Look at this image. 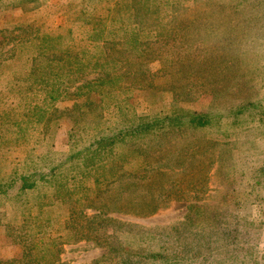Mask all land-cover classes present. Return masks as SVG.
<instances>
[{
  "label": "rangeland",
  "instance_id": "rangeland-1",
  "mask_svg": "<svg viewBox=\"0 0 264 264\" xmlns=\"http://www.w3.org/2000/svg\"><path fill=\"white\" fill-rule=\"evenodd\" d=\"M126 48L137 55L130 59L135 75L119 80L126 93L112 94L113 101L126 97V107L118 111L105 96L102 123L96 109L79 111V102L98 94L78 86L97 77V61L124 66L118 52ZM189 51L190 61L170 63ZM192 57L212 65L210 83L183 94L164 69L184 66L197 79ZM29 65L33 102L48 122L43 129L36 113L25 117L27 139L11 146L8 161L28 157L22 164L39 167L50 153L43 167L57 168L44 187L22 193L14 184L8 195L18 207H0V219L32 227L40 264H264V0H0L4 100L1 83L13 71L23 81ZM150 78L154 87L146 85ZM236 105L243 109L235 113ZM173 107L216 117L152 141L146 171L131 153L123 161L97 157L95 170L81 155L78 162L68 156L77 127L87 140L120 123L119 112L161 115ZM195 180H202L198 190ZM3 228L0 258H19V244Z\"/></svg>",
  "mask_w": 264,
  "mask_h": 264
},
{
  "label": "trees",
  "instance_id": "trees-1",
  "mask_svg": "<svg viewBox=\"0 0 264 264\" xmlns=\"http://www.w3.org/2000/svg\"><path fill=\"white\" fill-rule=\"evenodd\" d=\"M169 34L172 36V33ZM138 47L139 45L138 46L135 45L134 50H136ZM181 47L184 48L188 47V42L186 43V41L184 40L183 43H181ZM126 50L128 49L127 48L125 49V53L124 51L120 52L122 51L121 49H119L118 52L120 56L123 55L122 58L123 60H125L124 66L114 65L112 68L110 67L108 68L106 66V63H104V61H97L96 63V67L98 68L97 77H95V79L92 82L90 81L87 82L86 84L84 83L79 84L78 86L79 89H81V87L84 86L87 87L88 92L93 90L95 91V93L99 95V97L97 95V98L95 99H88L87 101H83L84 102V103L82 102L83 104L79 102L78 104L79 111L82 108H88L89 111H93L96 109L98 112V118L103 123L105 122L104 110L106 109V105L103 102V98L105 96H111L110 101H112L113 106L116 107L118 111L119 108L122 109V107H126L122 104L123 102L122 100H124L126 97L120 98V100L117 101H113V96H112V94L114 95L116 94L115 88L116 89L120 88L118 89L119 91H117V93L119 92L126 93L128 87L125 86L123 83L122 85H120L119 80H124V78L130 79L132 76L135 75L132 72H130V69H132V63L130 62V59L132 60V58H134V56L137 57V55L135 53H132L133 55L129 53L130 54L129 55L126 52ZM10 53H13V49H11ZM191 54L192 53L190 51L186 52L185 54L182 53L179 57H175L171 59L170 63H172L173 65L175 64L174 63L175 61H177L178 63L180 62L184 63L186 61L188 62L190 61L189 55ZM3 57L6 58L7 55H4ZM166 59L167 60L169 59L168 55H165L163 57V60ZM192 59L193 61H195L194 67L196 73L194 74L195 76H197V79L199 81H197V79L191 78L193 72L185 73L184 66L182 68L181 66L176 65L175 68L177 67L178 70L176 69L174 71L170 70V68L167 66H165V69L163 68L168 74L171 75V79H174L176 81V83H171L173 88L179 90L183 94L192 92V89L195 85H198L199 87H203L210 83L207 74L212 69V65L210 67L209 66L201 67L198 66V62L195 57L194 58L192 57ZM125 66L126 69L123 68ZM121 68L123 69L121 70ZM25 69L26 72L22 74V76L25 77L23 81H21V79L18 80L19 75H21V73L18 75V71H13L10 74L12 75V77L10 79L8 78L5 81V83H1L4 90H6L7 92L5 100L4 98H2V96H0V207L2 209H5L4 206H6V204L11 207H18V205L14 203L15 201H12V199L8 195L9 189L13 187L14 184L19 183L18 186L21 190L20 192L22 193H27L29 190L36 189L38 186L44 187V185H47V181H49L47 179L48 174L55 167L57 168V164L55 163L53 166L47 165L43 167L44 163H46L45 162L46 156L51 155L50 153L46 154L43 157V162L39 164L40 165L39 167H43L42 169H40L37 166H33V164L32 165L22 164L23 161L28 157L25 158L24 160L22 159L23 161L21 160L22 163L20 165L11 164L8 161L9 160L8 153L11 146L14 147L15 144L23 138L27 139L28 133L26 130V125L29 123V121L25 117H28L32 113H36L39 116L38 120L41 121V125H42L41 128L43 129L46 128L48 122V119L45 118V116L41 113V109L36 106L37 103L33 102L34 98L32 96V93L35 90L33 88L34 87L33 82L31 83L32 80H30L29 82L30 79L29 76H31L32 73L36 71L32 69L30 65L25 67ZM136 69H137L136 71L142 75L144 74L146 67L142 65H138ZM180 69H182L181 72ZM147 71L149 72V69ZM147 81L149 82L146 85L151 87L155 86L154 79L150 78V80ZM58 83H56V85H58ZM43 88H45L44 89L45 92H49L50 89L53 88V84L50 83V87L48 89L45 84ZM216 98L212 100L211 106H214V104H216L217 102ZM237 107L238 109L234 110L235 113L238 110L243 109L241 108L242 105L239 106L236 105V108ZM37 109H39L40 111ZM119 114H121L122 117L120 123L117 122L114 126L111 125L104 126L98 131H95V133H92L87 140L83 138L84 136H81L79 138L80 136L79 131H81L80 130L81 127L75 128L74 134L76 136L75 137L73 136L74 143L72 142L70 145L71 150H69L68 156L71 157L72 159L74 158L75 161L76 160L79 161V156L81 155L82 157H84V159L86 160L88 159V162H90V164L94 167L95 170L96 168L95 166L97 165L102 166V163L97 162L95 164V159L97 157H99L97 160L102 161L103 156L110 155L109 157H111L112 160L116 159L117 161L119 159L123 161L124 158L127 157V154L131 153V154H135V156L141 155V161L139 163L138 169L139 171H143V170L146 171L148 169L147 167L149 166L147 157L149 155L155 154L150 151V148L154 145L153 143L151 144L152 141L159 140V138L161 139L162 137H176L181 130L186 128H190L191 130H194L196 128H202L206 124H211L214 121V117H216V115L211 112L197 113L195 111L183 107H180L178 109H176V107L175 108L173 107L169 113H164L161 115H159L158 113H153L151 115L133 113L132 115L127 116L126 113H123V111L119 112ZM95 117L97 118L96 115ZM155 128H160L161 130L155 132L153 131ZM82 138L85 140V142L82 145V147L77 148L76 146H78V143L81 141ZM143 143L148 144L147 150L144 149V146L142 147ZM116 146H119V148H121L119 153L118 151L114 150V147ZM162 148L163 147L160 146L159 152L161 151V153L163 152ZM179 150L181 151V149ZM141 151H143V153H140ZM171 151H173V148ZM115 154H117V156ZM52 157L54 158V160H56V155L51 156V158ZM116 161L109 162L110 163L109 167L121 166L122 162L116 163ZM49 162L50 161H48V163ZM20 167L23 169H20ZM199 170L200 168L198 169V171ZM97 178L98 177H96L94 180L98 182ZM201 182L202 180H195V183L193 182L197 190L201 188ZM11 221L12 220L2 221V219H0V226L4 227L3 231L9 234L14 242L19 244V247L21 248V254L19 258H15V257L0 258V264H40V262L34 258L36 241L34 239V233L31 231L32 227L27 224L25 226L26 228L23 227L20 228L15 224L14 225L10 224ZM87 221H89V219ZM86 228L88 230L91 227L89 226ZM164 258L165 261H167L166 258L168 257L164 255L163 259Z\"/></svg>",
  "mask_w": 264,
  "mask_h": 264
}]
</instances>
